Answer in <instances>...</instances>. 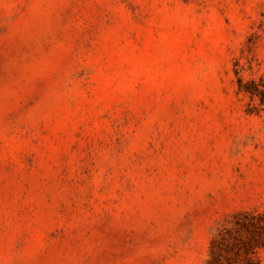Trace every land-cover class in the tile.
Wrapping results in <instances>:
<instances>
[{
  "label": "rangeland",
  "instance_id": "374dc122",
  "mask_svg": "<svg viewBox=\"0 0 264 264\" xmlns=\"http://www.w3.org/2000/svg\"><path fill=\"white\" fill-rule=\"evenodd\" d=\"M214 251L264 264V0H0V264Z\"/></svg>",
  "mask_w": 264,
  "mask_h": 264
},
{
  "label": "trees",
  "instance_id": "16d2710c",
  "mask_svg": "<svg viewBox=\"0 0 264 264\" xmlns=\"http://www.w3.org/2000/svg\"><path fill=\"white\" fill-rule=\"evenodd\" d=\"M253 246L251 245H244V249H243V252L245 254L247 253H251V254H254V248H252ZM227 263L228 264H232L231 263V260L230 259H226ZM210 264H225L223 262H220V260L218 259V252H212V259L209 261ZM244 264H259L258 261H256L254 258H246V262Z\"/></svg>",
  "mask_w": 264,
  "mask_h": 264
}]
</instances>
